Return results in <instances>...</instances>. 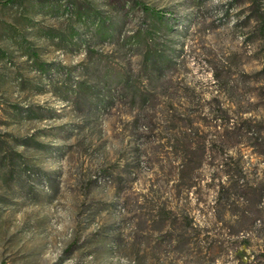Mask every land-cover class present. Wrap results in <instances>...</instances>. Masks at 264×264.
<instances>
[{
  "label": "rangeland",
  "instance_id": "rangeland-1",
  "mask_svg": "<svg viewBox=\"0 0 264 264\" xmlns=\"http://www.w3.org/2000/svg\"><path fill=\"white\" fill-rule=\"evenodd\" d=\"M4 1L0 264H264V0Z\"/></svg>",
  "mask_w": 264,
  "mask_h": 264
},
{
  "label": "trees",
  "instance_id": "trees-1",
  "mask_svg": "<svg viewBox=\"0 0 264 264\" xmlns=\"http://www.w3.org/2000/svg\"><path fill=\"white\" fill-rule=\"evenodd\" d=\"M23 1L25 0H6L4 1V3L14 4L17 2H23ZM142 7L148 15L165 23V25L168 27H171L177 21L176 17L175 18L173 17V20H171L167 17V15L160 13L159 11L152 9L146 5H142ZM253 17H255L257 21V34H259V36L261 37V42L262 44H264V12H262L259 8H256L253 11V15L251 16V18ZM145 62L151 74V80L153 81L161 80L167 73V70L173 64V61L169 57H167L163 52L157 51V50L156 51L148 50L145 55ZM259 74H264V61H263V68L259 72ZM131 88H133V86L130 87L129 89L125 87V90H124L125 94L128 95V92L129 90H131ZM132 99L134 103L139 99V98L137 99V93L133 94ZM142 100L146 101L147 96L143 95Z\"/></svg>",
  "mask_w": 264,
  "mask_h": 264
}]
</instances>
